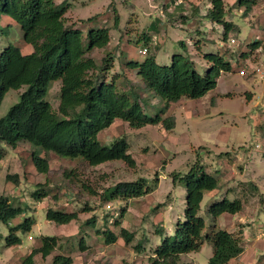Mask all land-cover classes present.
<instances>
[{
	"label": "rangeland",
	"instance_id": "374dc122",
	"mask_svg": "<svg viewBox=\"0 0 264 264\" xmlns=\"http://www.w3.org/2000/svg\"><path fill=\"white\" fill-rule=\"evenodd\" d=\"M65 1L68 3L66 16L75 26L83 30L90 26L110 27V43L106 50L112 51L113 61L107 79L116 75L122 86L132 85L143 99L148 100L149 104L145 105L148 114L159 112L163 102L143 88V82L135 70L126 67L127 60L142 59L153 54L158 64L168 65L174 54L186 52L196 71L203 74L208 67L203 53L211 52L231 58L233 67L231 71L223 72L217 85L203 96L183 98L171 105L167 112L175 122L171 130L161 124L135 128L117 119L100 132L98 141L103 145H108L116 137L127 140L128 152L135 160L133 167L121 160L89 166L79 159L48 151L50 170L42 173L31 159V147L27 142H20L15 148L1 143L5 155L0 160V195H8L15 206H27L25 216H32L35 224L29 232L18 233L21 238L19 245L7 246L4 239L8 227L0 222V264H20L31 248L40 244V237L44 235H57L62 247L59 251L71 255L73 264H148L149 257L163 238L154 232L155 225L161 224L165 229L164 235H169L173 233L176 222L184 219L186 189L181 183H173L172 174L185 173L197 159L219 182L216 192L210 194L211 191H205L200 203L199 215L205 221L206 233L211 232L212 224L238 235L240 230L237 228L241 227L242 221L246 224L250 219L251 223H256L257 219L264 223V122L260 120L264 117L261 113L264 109V84L254 74L240 75L238 72L245 61L250 64L264 61V51H249L247 48L249 41L258 39V36L264 37V0H256L246 15L231 4L232 0H224L228 6L227 19L238 26V31L230 32L226 43L222 41L220 26L205 17H191L184 12L185 5L191 1L206 11L210 0H186L187 4L185 2L173 15H168L172 10L170 0ZM115 15L118 16V23L113 26ZM88 18L90 21H86ZM153 21L154 27L148 28ZM144 33L150 37L155 35L157 43H149L147 54L141 56L138 49L142 45L140 38ZM231 38L235 40L234 43L230 42ZM180 40L185 42L186 51L179 44ZM8 44L18 46L23 53L31 50V46L23 40L20 26L1 15L0 53ZM104 52L97 49L92 52V56L99 62ZM243 52L248 54L236 62ZM59 87V80L52 81L46 95L53 109L58 106ZM23 88L10 89L6 93L0 104V117L17 101ZM253 139L259 142L258 148L251 145ZM70 170L76 174L65 176ZM7 174H17L18 182L7 181ZM139 177L145 178L147 185L154 187L151 192L128 200L107 203L100 200L101 193L107 192L118 181ZM38 183L48 193L41 200L33 196L39 187ZM249 183H254L257 190H252ZM85 184L89 188H85ZM225 195L242 198L241 213L221 214L213 220L206 209ZM85 201L93 209L80 211L79 219L75 222L58 225L46 220L47 208L79 210ZM123 208L126 210L120 218V226L133 232L132 241L126 244L119 237L114 243H104L95 228L103 227L106 213L119 217ZM93 214L97 215L96 226L82 227L83 222ZM240 217L241 221L238 220ZM17 220L12 219L11 224ZM120 226L110 227L117 233ZM80 231H85L88 244V248L83 251L76 244L78 237L75 235L80 234ZM138 243L141 244L139 249L135 247ZM258 249L251 262L245 264H264V248L259 246ZM212 253V241L203 240L199 250L181 255L180 261L208 264ZM50 258L36 255L34 264H49Z\"/></svg>",
	"mask_w": 264,
	"mask_h": 264
},
{
	"label": "trees",
	"instance_id": "16d2710c",
	"mask_svg": "<svg viewBox=\"0 0 264 264\" xmlns=\"http://www.w3.org/2000/svg\"><path fill=\"white\" fill-rule=\"evenodd\" d=\"M256 0H232L243 15L249 13ZM230 7V6H229ZM68 3L56 0H0V16H7L17 23L23 33V40L31 46L23 53L18 46L8 44L0 53V104L10 89H20L18 99L0 117V144L15 148L20 142L31 147V159L39 172L50 170L48 151L70 159H79L89 166H96L111 160H121L128 166H135V160L128 152L129 143L124 137L114 138L108 145L100 144L98 135L110 127L115 120L126 121L131 127L139 128L147 124H161L165 129L174 127V118L167 114L171 105L180 99H196L213 89L223 72L232 70V59L221 53H203L208 67L203 74L196 71L193 61L187 54H174L170 63L158 64L155 55H141L142 59H129L126 67L135 70L143 82V88L163 102L162 109L148 114L142 98L132 85L122 86L116 75L108 80L107 75L113 61L112 51L106 50L110 43V27L90 26L83 30L68 21ZM228 6L224 0H210L203 16L222 28V41L226 43L230 32L238 31V26L227 19ZM82 22L85 20H81ZM90 21V18L86 19ZM118 23L114 16L113 26ZM142 45H149L151 37L144 33L140 38ZM179 44L186 51L185 42ZM264 51L261 40L253 39L247 43L249 51L258 47ZM105 50L97 62L92 52ZM248 53L238 56V62ZM247 60V59H246ZM59 80V102L53 109L46 99L52 81ZM43 152V154H41ZM5 152L0 147V160ZM74 170L65 176L75 175ZM156 176V175H155ZM173 183H181L186 189V205L183 221H177L172 234L164 235L161 224L155 225L154 232L163 238L149 257L148 264H189L181 262L180 256L197 251L203 240L213 243V253L208 264H233L232 260L243 251L239 235L216 228L212 224L210 233L205 232L206 224L199 215L200 203L205 191L219 187L218 178L209 173L199 159L188 170L172 174ZM7 181L18 182L17 174H7ZM157 182V176L155 177ZM33 193L41 200L48 193L40 183ZM85 188L87 185H83ZM256 191L257 186L249 183ZM143 177L134 180L118 181L107 192L101 193L100 200L107 203L113 200H128L143 196L153 190ZM243 208L240 197L225 195L220 201L209 205L206 212L215 220L224 213L236 214ZM93 207L87 201L79 210H53L47 208L46 220L65 225L79 219L80 211H90ZM27 206L13 205L8 195H0V222L8 227L5 245L21 243L19 232H29L35 224L32 216H25ZM126 208L121 209L119 217L104 215L102 228H95L104 243H114L121 237L126 244L134 237L132 231L120 226V218ZM96 216L91 215L82 227L96 226ZM110 216V219H109ZM18 218L15 224L11 220ZM110 226H120L116 233ZM76 234L80 251L88 248L85 231ZM1 237V234H0ZM138 243L135 247L139 249ZM61 242L57 235L40 237V244L33 246L20 264H34V257L50 256L49 264H73V257L60 252Z\"/></svg>",
	"mask_w": 264,
	"mask_h": 264
},
{
	"label": "crops",
	"instance_id": "0c3cea01",
	"mask_svg": "<svg viewBox=\"0 0 264 264\" xmlns=\"http://www.w3.org/2000/svg\"><path fill=\"white\" fill-rule=\"evenodd\" d=\"M174 1L175 0H172V1L170 0V3L172 2L171 6H170V8H172V10L171 11L168 10L169 11L168 15L175 14L177 12V9L182 8V6L185 5V2H186V0H183V2L180 5L173 7L172 5H173ZM186 4H187V2H186ZM197 5L198 4L195 1H191L189 3V5H185V11L184 12L188 13L189 16H191V17L196 16V15L198 17L199 16L204 17L203 14L205 13V11H203V9H201ZM167 6H168V4H166L165 7H167ZM208 6H209V3L207 4L206 8ZM204 21L205 20H203V22ZM153 27H154V21L150 22L148 28H153ZM254 39L263 40L262 43L264 44V37L263 36H260V37L258 36V39L257 38H254ZM261 47H262V45L258 48H261ZM258 48H257V50H258ZM263 89H264V87H263ZM260 120H263V122H264V117H261ZM213 192H216V189L211 190L210 194H214ZM240 213H241V211H240ZM224 214H228V213H224ZM236 214H238V213H236ZM241 218L242 217H240L238 220L241 221ZM243 222L244 221H242V223H240L241 227L237 228L238 230H240V231H238V233H239L238 235L239 236L241 235L243 251L232 260L233 264L250 263L251 260L254 258L253 254L255 252L257 253V251L260 249V248L258 249V247L260 246L261 248H264V237H259V234H258L260 226L261 225L264 226V223L259 222V220H257V219H256V223H251L250 219H248V221H247L249 223L244 224ZM229 232L233 233L230 230H229Z\"/></svg>",
	"mask_w": 264,
	"mask_h": 264
},
{
	"label": "built area",
	"instance_id": "2783aa9c",
	"mask_svg": "<svg viewBox=\"0 0 264 264\" xmlns=\"http://www.w3.org/2000/svg\"><path fill=\"white\" fill-rule=\"evenodd\" d=\"M182 2H183V0H175L173 2V5L172 6L173 7L178 6ZM230 42L231 43H234L235 40L233 38H231L230 39ZM150 43L153 44V45L157 43V37L155 35L151 37ZM148 48H149L148 45L141 46L138 49L139 54L140 55L147 54ZM257 51L261 52V48H258ZM238 72H239L240 75H246L248 73L254 74L264 84V61L262 63H259V64H250L247 61H245V64L238 70ZM261 113L264 115V109L261 110ZM251 143H252L251 145H254L257 148L260 146L259 142H257L256 139H253L251 141ZM258 234H259V237H264V226H260L259 233ZM29 238H32V237L29 235Z\"/></svg>",
	"mask_w": 264,
	"mask_h": 264
}]
</instances>
